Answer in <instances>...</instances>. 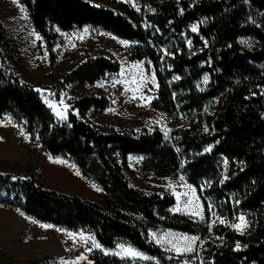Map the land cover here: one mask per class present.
I'll use <instances>...</instances> for the list:
<instances>
[{
  "label": "trees",
  "instance_id": "trees-1",
  "mask_svg": "<svg viewBox=\"0 0 264 264\" xmlns=\"http://www.w3.org/2000/svg\"><path fill=\"white\" fill-rule=\"evenodd\" d=\"M20 1L52 44L58 30L85 25L133 41L131 57L148 59L154 68L153 106L188 124L169 137L159 128L103 132L85 120L90 110L110 104L95 95L75 101L80 117L70 111L68 120L58 118L14 71L0 21V116L23 122L46 152L74 160L102 190L100 200L86 199L4 172L0 204L41 222L89 231L106 248L126 241L157 264H264V0H140V11L120 3L122 12L87 0ZM120 67L106 56L86 59L63 76L57 94ZM206 75L209 82L200 88ZM216 98L222 103L211 114L208 103ZM131 154L143 155V167L155 175L184 174L202 199L204 218L173 212L169 193L132 185L125 173ZM242 215L250 217L247 232L234 227ZM158 228L211 238L192 253L170 257L150 239ZM91 257L97 264H131Z\"/></svg>",
  "mask_w": 264,
  "mask_h": 264
},
{
  "label": "rangeland",
  "instance_id": "rangeland-1",
  "mask_svg": "<svg viewBox=\"0 0 264 264\" xmlns=\"http://www.w3.org/2000/svg\"><path fill=\"white\" fill-rule=\"evenodd\" d=\"M87 1L117 12H122L120 3L141 10L140 0ZM0 21L13 52L14 71L23 81L39 90L55 114L57 111L65 112L66 118L62 120H68L70 111L80 117L77 109H72L75 101L95 95L108 97L110 104L102 111L90 110L85 120L103 132L159 128L169 137L174 128L188 124L184 117H177L153 106L158 92L154 68L148 59L131 57L133 41L85 25L67 31L58 30L57 39L52 44L35 29L28 9L20 0H0ZM194 27L196 31L193 32L196 33L198 27L195 25L192 29ZM96 56L118 60L120 70L105 74L93 84L69 85L58 95L59 81L63 76L86 59ZM205 77L199 84L200 88L206 87L209 82L208 75ZM221 103L222 98L211 100L208 111L214 114ZM143 161V155L131 154L128 157L125 173L132 185L150 193H169L175 198L173 212L199 220L204 218L202 199L184 174L158 176L146 170ZM4 172L31 178L48 189L62 193L92 200L101 198L100 186L84 175L74 160L46 152L31 137L24 123L9 114L0 116V173ZM177 208L181 210L176 211ZM197 212L200 215H195ZM242 217L247 226L241 232H247L250 217ZM240 223L239 220L235 225ZM192 237L198 239L193 241ZM209 238L211 234L203 237L161 228L150 232V239L170 257L192 253ZM189 245L194 251H177ZM124 249H131L138 255H128ZM94 254L119 257L131 264L159 262L126 241L106 248L89 231H72L41 222L19 209L0 204V264H97L91 257Z\"/></svg>",
  "mask_w": 264,
  "mask_h": 264
},
{
  "label": "snow or ice",
  "instance_id": "snow-or-ice-1",
  "mask_svg": "<svg viewBox=\"0 0 264 264\" xmlns=\"http://www.w3.org/2000/svg\"><path fill=\"white\" fill-rule=\"evenodd\" d=\"M193 31H196V28L194 27L193 29H192ZM85 31H88V29L87 28H85ZM122 43H127L126 41H122ZM138 66V65H137ZM207 80V77H205V81ZM53 108H55V105H53L52 106ZM56 115L57 116H59L61 119H65L66 118V116H65V112H61V111H57L56 112ZM210 150V149H209ZM181 209H179V208H177L176 209V211H180ZM195 215H200V213L199 212H197V213H195ZM239 220L241 221V223L240 224H237V225H234V227H236L238 230H240V231H243V227H246L247 226V224H246V221L244 220V217H239ZM220 223H224V221L223 220H221L220 221ZM185 239H189L188 237H185ZM193 241H195L196 239H198V238H196V237H192L191 238ZM96 247H99V245H96ZM237 248H239V245H237ZM177 251L179 252V251H184V252H192V251H194V249L191 247V245H189L187 248H184L183 250H181V249H177ZM124 252L126 253V254H128V255H133V256H135V255H138V253H135V252H133L131 249H124Z\"/></svg>",
  "mask_w": 264,
  "mask_h": 264
}]
</instances>
